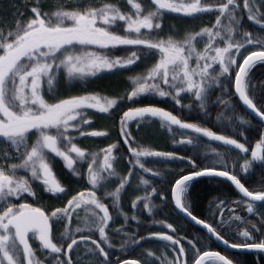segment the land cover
<instances>
[{"label":"snow or ice","instance_id":"6c2138e0","mask_svg":"<svg viewBox=\"0 0 264 264\" xmlns=\"http://www.w3.org/2000/svg\"><path fill=\"white\" fill-rule=\"evenodd\" d=\"M13 8L11 20L0 19V264H241L211 250L214 242L264 259V185L250 191L237 171L264 170V96L257 101L253 80V70L264 68V0H23ZM168 14L206 23L166 29ZM139 65L144 70L128 74V87L115 95L59 91L62 82L86 86ZM233 96L257 124L237 111ZM142 97L153 103L136 106ZM164 101L197 119L156 106ZM125 103L120 140L82 147L85 138H109L89 130L92 113L112 120ZM214 107L217 126L229 134L203 123ZM153 125L175 147L202 153L199 165L194 155L144 146L138 133ZM256 128L250 150L247 133ZM56 158L84 190L73 194L57 178ZM169 162L180 165L168 173L172 180L149 166ZM185 163L193 171L177 175ZM201 178L230 182L241 198H220L210 220L199 218L188 193ZM130 191L132 214L122 206ZM169 205L182 214L184 234L157 219ZM239 207L256 221L237 214ZM143 213L159 230L139 233ZM137 246L141 256L126 258Z\"/></svg>","mask_w":264,"mask_h":264},{"label":"trees","instance_id":"16d2710c","mask_svg":"<svg viewBox=\"0 0 264 264\" xmlns=\"http://www.w3.org/2000/svg\"><path fill=\"white\" fill-rule=\"evenodd\" d=\"M20 5L23 3V0H0V19L3 20H11L15 9L13 8V4ZM27 14V12H26ZM176 14H168L166 16L165 20V27L166 29L170 26L175 25L177 29L180 31H183L185 27L188 25L185 24H178L177 22L173 21L172 17H176ZM186 23V22H185ZM179 25V27H178ZM196 26L199 25L195 24ZM193 24V26H195ZM142 65L139 66H133L134 72L133 73H140L144 70V67H141ZM129 74V73H128ZM112 75V74H111ZM253 80L254 82L257 83V89L254 92V96L259 101L261 96H264V85H261V81H264V68H260L259 66L257 69L253 70ZM141 100L143 101L140 104H137L136 106H149L150 103H153L149 98L142 97ZM232 102L236 105L237 111L245 116V118L251 119L253 124H257L258 121L255 120L253 117H251L240 105L239 100L237 97L233 96L232 97ZM156 106L164 107L166 110H172L174 114L180 115L182 119L193 122L197 118L195 116H191L188 114L187 109L183 110V113L180 111L173 109L172 107V102L171 101H164L156 104ZM127 103L123 104L121 106V111L116 114V118H119L120 115H122V112L127 110ZM115 111V110H114ZM220 111L218 108H213L212 112L213 115L208 121H204L203 123L212 128V130L217 131V132H222L223 134H229L225 129H222L217 126L215 122V115L216 113ZM154 126V125H153ZM143 127V126H142ZM145 127V126H144ZM152 128V126H147L145 128ZM155 131L157 130L156 127H154ZM154 131V130H153ZM259 132L260 129L256 128L253 130H250L247 135L249 137L248 143L246 146L250 148H254L255 143L259 140ZM135 134V133H134ZM163 135L164 137V144L160 148H157L156 146L150 144L149 142L145 141L144 138H141L140 135L139 138L141 142L143 143L144 146L146 147H151L154 150H161V151H176L178 154L181 155H194L197 160V164L199 165L200 161L203 159V154H196V153H189L186 152L185 149L180 148V147H175L171 140L169 139L168 133H166L164 130L160 131V136ZM243 142V140L241 141ZM211 143L212 147H216L218 150H222V146L219 145L216 142H209ZM121 152H126V146H123L122 141H121V147H120ZM242 163V161H238V164ZM149 166L155 167L160 169L161 171L164 172V178L167 180H172L173 177L168 175L169 172H172L175 170L177 167L180 165L176 162H169L168 164H163V163H155V164H150ZM184 167V172L183 173H177V175L185 174L188 172L193 171V169L189 166L186 165V163L183 165ZM238 173L240 176L244 177L242 179V182L245 183V186L249 188L250 191H257L261 190L262 185H264V170L260 169L259 166L255 167L253 170H251L249 173H240L239 168L237 169ZM158 188L161 187V185H156ZM189 198L190 202L193 207L194 214H196L199 218L207 219L210 220V211L215 212L217 211L215 209V204L218 202L220 198H227L229 200H235V199H240L241 194L235 189L234 186L230 184V182L227 181H220L216 179H209V178H201L197 181L193 182V187L189 189ZM158 202V201H157ZM210 205H212V208L210 210ZM129 214H132L134 210H128L127 211ZM237 214H240L242 216L247 217L248 219L252 221H256V217L254 216H249L246 211L243 209V207L237 208ZM141 219V225L139 227V233L141 235H146L147 231L149 230V227L151 226L152 230H159L158 225H152V218L147 216L146 213L141 214L139 217ZM166 218L169 222H173L178 226V228L181 229L182 234L183 230L185 228V223L184 219L182 216L178 213L177 210H174V207L172 205H169L167 208L164 209L162 213H160L157 216V219H163ZM122 219V218H121ZM130 224L132 225V231L135 232L136 225L134 221H130ZM119 226V224L117 225ZM198 229L199 226H196ZM189 231H192L191 229ZM113 243L116 245V248L114 251H116L117 254H119V248H120V243L121 240L119 238L113 237ZM149 247H156V243L153 242L152 244L148 245ZM211 250L215 251H220L221 254H229L230 256L237 258L241 261V264H264V259H260L256 253L254 252H247V253H237V252H231L228 251L227 249L223 248L220 246L218 243L214 242L211 244ZM142 251L138 246L136 247L135 251H132L129 253V255L126 258H139L142 254ZM189 259H191V256H189Z\"/></svg>","mask_w":264,"mask_h":264},{"label":"rangeland","instance_id":"374dc122","mask_svg":"<svg viewBox=\"0 0 264 264\" xmlns=\"http://www.w3.org/2000/svg\"><path fill=\"white\" fill-rule=\"evenodd\" d=\"M173 21L177 22L178 24H185L189 25L190 22L187 20V18L180 19L177 16L174 18L172 17ZM186 22V23H185ZM201 24L206 23L205 21H197L193 24ZM196 26V25H195ZM179 27V25H178ZM141 67H144L142 65ZM129 74H135V73H129ZM138 74V73H136ZM126 74L121 75H111V74H104L103 78H96L94 82H90L86 86H74L73 88L69 89L66 84L63 82L60 85L59 91L61 95H68L69 92L72 94H89V93H99L100 95H115L117 93H121L124 89L128 87V81L126 79ZM92 119L93 123L91 126H89V130H100V131H109V138L100 137V138H85L82 147L90 148L94 150H98L100 147H106L109 143L117 142L120 140V137L118 135V127H119V118H115L112 120L106 119L105 114L100 113H92ZM154 127L157 128L155 131ZM154 130V131H153ZM160 129L158 126H152V128H145L144 126H141V130L139 131L138 135H140L141 138H144L145 141L149 142L150 144L156 146L157 148L162 149L161 147L164 144V136H160ZM132 131L137 134V130L135 128L132 129ZM121 171L126 172L127 170V162L122 161L121 162ZM53 171L56 174L57 178L61 180V182L68 185L71 183L69 191L71 193H75L78 189L84 190L83 184H78L75 182L69 181V175L67 173L66 168L63 165V162L59 160V158H56V160L53 162ZM142 194V192L140 193ZM70 198V197H69ZM133 197V193L130 191L123 199L122 206L123 209L127 212L130 210V201ZM47 203L52 206L56 205L58 202L55 200H47ZM60 204L63 203V201L59 202Z\"/></svg>","mask_w":264,"mask_h":264},{"label":"water","instance_id":"95a60500","mask_svg":"<svg viewBox=\"0 0 264 264\" xmlns=\"http://www.w3.org/2000/svg\"><path fill=\"white\" fill-rule=\"evenodd\" d=\"M237 99H238V97H237ZM240 102V101H239ZM240 105H241V107L251 116V117H253L255 120H257L258 121V119L257 118H255L254 117V115H252V114H250V112H249V110H247L246 108H245V106H243L242 105V103L240 102ZM178 211V210H177ZM181 216H182V214H180ZM216 243H218L220 246H222L223 248H225V246L223 245V244H221V243H219V242H216ZM226 249V248H225ZM228 251H231V252H237V253H247L248 251H241V250H236V249H227Z\"/></svg>","mask_w":264,"mask_h":264}]
</instances>
